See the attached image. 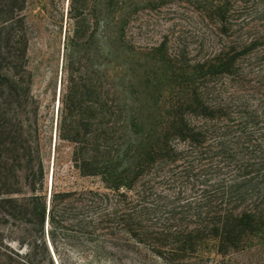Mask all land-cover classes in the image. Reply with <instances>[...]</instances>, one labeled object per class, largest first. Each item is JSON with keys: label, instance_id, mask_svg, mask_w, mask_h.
<instances>
[{"label": "trees", "instance_id": "1", "mask_svg": "<svg viewBox=\"0 0 264 264\" xmlns=\"http://www.w3.org/2000/svg\"><path fill=\"white\" fill-rule=\"evenodd\" d=\"M59 3L0 0V264H264V0H69L49 179L29 51ZM172 5L198 46L148 40Z\"/></svg>", "mask_w": 264, "mask_h": 264}, {"label": "rangeland", "instance_id": "2", "mask_svg": "<svg viewBox=\"0 0 264 264\" xmlns=\"http://www.w3.org/2000/svg\"><path fill=\"white\" fill-rule=\"evenodd\" d=\"M59 4L57 14L46 12L31 17L35 29L29 51L30 68L34 73L33 90L41 101V113L50 125L49 135L52 136L47 156L49 179H51L54 167L58 111L60 100L66 89L68 57L72 52L69 41V34L72 31V21L68 17L69 0H60ZM156 16L158 17L157 21L152 20L149 33L150 39L148 40L150 42L159 41L163 33L176 30L187 37L195 47L198 46V42H201L206 32L200 14L189 6L172 5L163 9ZM98 38L96 36L95 41ZM96 46L95 44L89 51L92 61L90 69L98 71L101 57ZM80 50L83 52L85 48L81 46ZM72 149L73 146L69 143H64L61 146L60 159L64 170L69 163ZM78 182L92 185L91 179L79 178Z\"/></svg>", "mask_w": 264, "mask_h": 264}]
</instances>
